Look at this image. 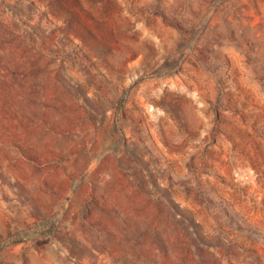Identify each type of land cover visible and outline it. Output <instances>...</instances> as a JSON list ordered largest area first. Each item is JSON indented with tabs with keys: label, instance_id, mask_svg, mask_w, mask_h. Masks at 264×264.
I'll return each instance as SVG.
<instances>
[{
	"label": "rangeland",
	"instance_id": "1",
	"mask_svg": "<svg viewBox=\"0 0 264 264\" xmlns=\"http://www.w3.org/2000/svg\"><path fill=\"white\" fill-rule=\"evenodd\" d=\"M0 264H264V0H0Z\"/></svg>",
	"mask_w": 264,
	"mask_h": 264
}]
</instances>
